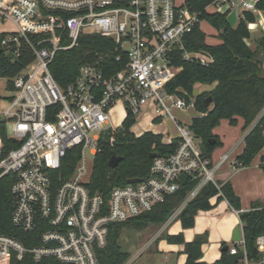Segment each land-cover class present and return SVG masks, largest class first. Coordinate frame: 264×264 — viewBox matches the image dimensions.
Wrapping results in <instances>:
<instances>
[{"label":"built area","instance_id":"2783aa9c","mask_svg":"<svg viewBox=\"0 0 264 264\" xmlns=\"http://www.w3.org/2000/svg\"><path fill=\"white\" fill-rule=\"evenodd\" d=\"M257 1L210 0L203 10L226 16L235 11L237 20L244 11L251 12L255 21L247 28L252 32L262 24ZM201 21L187 0H0V23H9L0 30L3 53L13 58L21 43L33 52V60L10 78V96L0 110L5 136L14 144L9 147L0 135V178L15 175L10 221L29 235L30 243L0 234V264H15L25 256L34 264H98L96 249L105 246L110 224L146 214L181 186L195 182L163 223L167 225L205 184L218 187L215 173L228 154L216 162L203 154L189 124L206 113L195 111L184 90L167 89L182 69L174 64L177 57L202 64L212 61L208 53L190 51L184 44V37ZM83 34L109 38L115 60H124V65L109 74L104 55L97 54L60 87L49 64L58 51L77 46ZM116 101L124 104L125 116L132 114L137 124L148 117L171 120L177 134L168 136V142L176 138L177 147L168 156L154 157L146 177L112 187L104 201L87 188L94 159L88 169L85 151L89 149L95 158L105 134L119 129L109 115ZM174 110L186 113L189 121L176 117ZM132 133L138 136L142 131ZM70 150L76 163L65 178L62 160ZM230 164L236 166L235 160ZM181 174L186 176L184 185ZM255 245L261 256L248 260L241 230V239L229 253L240 247L244 256L238 264H264V233L257 235Z\"/></svg>","mask_w":264,"mask_h":264},{"label":"trees","instance_id":"16d2710c","mask_svg":"<svg viewBox=\"0 0 264 264\" xmlns=\"http://www.w3.org/2000/svg\"><path fill=\"white\" fill-rule=\"evenodd\" d=\"M210 0H187L191 10L199 12L200 20L212 25L220 39L219 43L207 44L206 34L197 23L184 37L186 49L190 51H204L212 57V61L202 64L196 60H182L176 58L174 64L182 69L167 84V89L173 91L176 88L186 92V100H193L195 111L205 112L201 117H193L189 127L193 134L200 139V147L206 156L211 158L214 149L219 145L218 138L212 133L221 119H227L229 124H236V117L243 119V127L256 122L244 136V147L236 157V166H248L255 155L260 151L264 143V68L259 61L260 54H264V30L256 38L254 48L245 43L250 38L247 24L255 21V15L244 11L234 26H231L225 14L207 13L203 8ZM256 7L264 13V0H258ZM3 33H0V40ZM97 54L104 55V66L109 69V74L122 68L123 61L115 60L114 44L106 37L97 34H83L78 40V45L58 51L49 69L52 77L60 87H64L77 73L78 67L91 61ZM33 60L32 50L21 43L19 50L12 59L2 52L0 53V77L7 78V88L11 89L10 78L21 72L26 65ZM214 87L207 95H193L195 83L211 84ZM210 95L211 102L205 105V98ZM159 122V120H155ZM135 123L132 114H127L119 129L113 133H106L100 144V151L96 154L87 188L91 194H100L104 201L109 197L112 187L122 186L127 179L137 177L144 178L149 173L153 158L148 154L157 152L158 156H168L175 151L177 139L170 142L162 141V135L151 131H145L135 136L130 127ZM0 135L3 141L12 147L14 144L5 136V121L0 118ZM113 137L111 141L110 138ZM121 156L122 160L116 167L110 168L108 160L112 155ZM76 163V154L70 150L62 160V175L68 177ZM264 172V156L259 163ZM15 179L13 173H8L0 178V234L13 236L26 240L28 234L14 227L10 221L11 214V184ZM218 187L208 182L199 193L188 201L180 210L177 220L183 229L190 228L194 224V217L198 210H208L213 207L209 199L217 196V200L225 199L228 204L238 211L242 224V237L244 249L248 260L256 261L261 254L255 245L257 235L264 233V206L258 202H252L248 210H241L239 197L235 194L229 182L216 183ZM195 182H188L181 186L175 193L167 196L161 203L156 204L151 211L135 219L126 222L110 224L107 241L104 247L96 249L98 264H124L129 258L128 251L122 250L118 243L121 228L124 224L131 223L136 229H143L148 224L162 225L180 206L187 192L193 188ZM39 232L33 233L36 243ZM168 243L182 244L183 253L186 255L183 264H228L226 251L221 252L219 259L207 263L200 261L202 256L201 245L207 241V231L197 234L190 241H185L182 232L177 234H165ZM235 245V244H234ZM239 249V248H238ZM15 264H34L30 257L16 260Z\"/></svg>","mask_w":264,"mask_h":264},{"label":"crops","instance_id":"0c3cea01","mask_svg":"<svg viewBox=\"0 0 264 264\" xmlns=\"http://www.w3.org/2000/svg\"><path fill=\"white\" fill-rule=\"evenodd\" d=\"M260 18L262 24L258 25L254 32L257 30H264L263 12H261ZM262 65L264 68V60ZM214 85L215 82L212 84L211 89ZM175 111L178 112L179 110H174V112ZM123 113L125 118V110H123ZM144 120L148 127L142 126V129L139 131H142V133L145 131L159 133L162 135V141L168 143V136L171 135L166 136L163 134V131L152 129L155 121L151 120V118L148 117ZM169 121L172 122L171 120ZM255 122L256 120L244 128V122L241 117H236L235 125L229 124L227 119H221L219 124L212 129V133L218 138L219 145L212 152L211 160L216 162L222 154H228V159L220 165L215 173V181L216 183L229 182L231 184L235 194L239 197L241 210H248L251 207V203L255 201L258 202L259 206H264V172L259 165L260 157L264 156V143L248 166L240 167L230 164V162L235 160L242 152L244 147V136ZM157 123L159 124L162 122ZM209 202L213 207L208 210H198L194 217V224L192 227L183 229L178 220L176 229L167 233L177 234L182 232L185 241H190L195 235L207 231V241L201 245L202 256L200 258V261L207 263L214 262L220 258L222 252L221 245L223 242L226 244L229 242L232 243L230 246L228 245L229 247L235 244L231 241L232 231L236 225L241 226L238 211L232 208L225 199L217 200V196H213L209 199ZM166 226L167 225L162 224L159 230L154 231L146 241L144 248L156 242ZM156 249H169L175 253V256L171 258V263L168 264H183L185 262L186 255L183 253L182 244L168 243L165 239L164 241L156 242ZM240 250L241 248L239 247L238 251ZM167 258L168 257L165 256V259Z\"/></svg>","mask_w":264,"mask_h":264},{"label":"rangeland","instance_id":"374dc122","mask_svg":"<svg viewBox=\"0 0 264 264\" xmlns=\"http://www.w3.org/2000/svg\"><path fill=\"white\" fill-rule=\"evenodd\" d=\"M178 1L181 2L182 0H178ZM7 27H9V23L7 22L0 23V30L7 28ZM200 29L206 34L205 42L207 44H216L220 42L216 29L212 25H210L208 22L201 21ZM261 33H262L261 30L250 32V38L245 39V43L251 48H254L255 46L254 40L258 38L261 35ZM213 83L211 84L195 83L193 86V95H199V94L207 95L208 92L211 90V86ZM9 96H10V91L7 88V78L0 77V110L7 105ZM123 110H124V104L121 101H116L109 108L110 122L114 126L121 125L124 119ZM174 113L183 122L189 121V116L186 113H183L180 111L178 112L175 111ZM142 126L148 127L145 120H140V124L135 123L133 126H131V129L134 132H138L139 130L142 129ZM152 129L163 131V134H165L166 136L167 135L176 136L177 134L174 124L167 119L163 120V122L159 124L155 122ZM6 131L7 133L10 132V127L8 125L6 126ZM194 142L199 144L200 139L196 138ZM85 158L87 159L88 169H89L90 163L94 159V155L90 152L89 149L85 151ZM177 225H178V220L175 218L169 224H167V226L162 231L160 238L156 242L164 241L165 234L174 231ZM161 226L162 225L148 224L146 227L140 230L132 226L131 223H127L122 226L120 235L118 238V243L122 250L128 251L129 253V258L124 264H164V263L168 264V263H171L172 261L171 258L175 256V253L172 252V250L156 249V242L144 248L149 236L152 235L154 231L159 230ZM231 244L232 243L230 242L227 243V245L229 246ZM165 256H167L168 258L165 259Z\"/></svg>","mask_w":264,"mask_h":264},{"label":"water","instance_id":"95a60500","mask_svg":"<svg viewBox=\"0 0 264 264\" xmlns=\"http://www.w3.org/2000/svg\"><path fill=\"white\" fill-rule=\"evenodd\" d=\"M226 19H227L228 23H229L231 26H234L235 23H236V21H237L236 16H235V11H231V12L226 16ZM2 52H3V50H2V48L0 47V53H2ZM6 56H7V58H9V59L12 58V54H11V53H7ZM263 60H264V54L262 53V54H260V56H259V61L262 63ZM210 102H211V97H210V96H208L207 98H205V105H206V106H208ZM11 139L13 140V138H11ZM148 156H149L150 158H154V157L158 156V154H157V152L153 151V152H150V153L148 154ZM121 160H122V157H121V156H117V155H114V154H113V155L109 158V160H108V166H109L110 168H114V167H116V165L118 164V162L121 161ZM138 180H139V178H137V177H133V178H129V179H127L126 182H128V183H133V182H136V181H138ZM179 180H180L181 184L184 185L185 182H186V176L183 175V174H181V175L179 176ZM241 230H242V226L236 225V226L234 227V229H233V231H232L231 241H233L234 243H236L237 241H239V240L241 239ZM226 249H227L226 246H222V247H221V251H226ZM243 256H244V253H243L242 250L237 251V252L234 253V254L228 253V254H227V262H228V264H237L238 260L241 259V258H243Z\"/></svg>","mask_w":264,"mask_h":264}]
</instances>
